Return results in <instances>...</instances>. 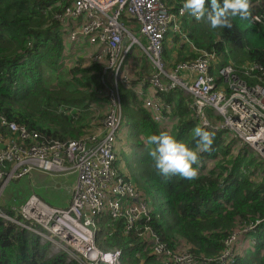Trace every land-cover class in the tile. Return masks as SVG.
<instances>
[{
	"label": "built area",
	"instance_id": "obj_1",
	"mask_svg": "<svg viewBox=\"0 0 264 264\" xmlns=\"http://www.w3.org/2000/svg\"><path fill=\"white\" fill-rule=\"evenodd\" d=\"M60 6L63 10L54 18L68 44L90 48V62L99 64L98 96L107 100L109 108L99 131L68 141L48 139L25 125L0 118V125L10 132L0 133V218L40 234L44 241H51L54 251L67 252L69 260L78 264H125L121 248L104 250L97 244L103 215L125 218L124 233L136 231L160 264H236L242 254L238 244L243 239L256 251L257 232L264 218L240 220L216 256H195L187 247L171 249L150 224L153 216L160 218L161 213L149 198H141L115 165L123 122L120 88L131 86L126 62L138 47L151 61L147 82L155 93L145 89L146 82L131 90L153 119L166 125L172 105L161 100L160 93L180 88L190 99L188 107L197 124L206 125L214 139L222 133V149L217 155H201L199 176L218 175L222 171L218 163L227 162L231 167L228 160L233 156L241 159L238 156L253 155L254 175L248 177L264 186L263 66L247 63L236 69L233 63L226 65L217 52L198 48L191 50L193 58L170 65L165 52L171 43L179 36L192 42L182 29L188 13L182 8L174 12L167 0H57L55 7ZM129 19L136 22L137 31L128 26ZM262 19L261 15L252 17L256 22ZM36 170L51 177L76 175L70 204L54 207L33 194L13 207L15 216L10 215L1 204L5 187Z\"/></svg>",
	"mask_w": 264,
	"mask_h": 264
},
{
	"label": "trees",
	"instance_id": "obj_2",
	"mask_svg": "<svg viewBox=\"0 0 264 264\" xmlns=\"http://www.w3.org/2000/svg\"><path fill=\"white\" fill-rule=\"evenodd\" d=\"M56 1L0 0V118L25 125L30 131L48 139L77 140L91 132L95 116H99L87 111L94 96L100 97L98 90H94L89 104L85 91L84 97L75 99L71 95L55 107L42 101L43 93L38 89L48 93L51 88H47V84L57 77H65L71 90L94 89V86H99V64L90 62L84 65L78 60L73 66H65L66 37L61 32V24L52 19L53 13L63 10L61 6L55 7ZM167 1L174 12L182 8L183 0ZM254 15H261L262 21H253ZM182 29L192 43L198 42V49L223 53L226 65L233 63L239 69L247 63L261 64L264 73V0H249L247 14L234 17L231 28L211 29L206 19L196 20L188 14L183 18ZM214 33H219L220 37H214ZM175 43L190 49V44L180 36L171 45ZM172 46L166 49L165 57ZM189 58L193 55L183 60ZM244 79L250 82L249 78ZM121 92L125 101L133 102L129 131L137 140L136 150L141 149V162L147 168V180L167 200V207L160 218L154 215L150 224L171 249L187 245L195 256H216L224 248L225 238L240 220L264 218V186L246 175L241 169L240 158L231 167H227V162H219L222 171L216 176L202 174L193 180H186L178 176L165 178L159 175L148 155L149 146L144 144L145 136L161 132L159 126L142 108L133 91L122 88ZM171 92L166 99L174 102L178 115V124L172 135L194 145L191 132L198 124L190 114L189 100L180 88ZM75 106L80 109L75 110ZM0 133L10 134L1 125ZM221 149L222 133H219L213 140L211 151L203 158L215 156ZM119 173L134 184L141 198L147 200L148 195L139 188L134 173H123L121 170ZM4 210L14 215L8 207ZM124 226L125 218L101 216L98 246L104 250L121 248L125 264H160L159 257L153 254L143 238L136 231L125 234ZM38 228L44 231L42 227ZM41 240L40 234L0 218V264H78L74 260L69 261L65 251L49 255L51 242L42 244ZM257 240V250L250 255L239 256L236 264H264V252L259 251L264 248V221L259 226Z\"/></svg>",
	"mask_w": 264,
	"mask_h": 264
},
{
	"label": "rangeland",
	"instance_id": "obj_3",
	"mask_svg": "<svg viewBox=\"0 0 264 264\" xmlns=\"http://www.w3.org/2000/svg\"><path fill=\"white\" fill-rule=\"evenodd\" d=\"M55 13L52 14V19L55 20L54 18ZM51 19V20H52ZM51 21L45 23V27L50 23ZM127 24L130 28H132L134 31H137L138 26L136 24L135 21H129L127 20ZM202 29V27L200 28ZM203 30V29H202ZM136 36L139 37V34L137 32ZM214 37H220L219 33H214ZM198 43V42H197ZM197 43H192L190 44V50L186 51V47H179L178 43H175L172 48L170 49L171 54L173 55V60L177 59V61H180L184 58V53L185 56L190 55L191 50L197 48ZM221 56L223 57V59L225 58V55L223 53H221ZM239 55L241 54V52L238 53ZM129 62L133 61L136 68H140L141 71H144L151 63L150 59L146 56V54L144 53V51L138 47H135L134 52L132 55H130L129 57ZM94 62V61H93ZM97 63V62H96ZM225 63V62H224ZM85 65H87L86 63H83ZM133 64V65H134ZM231 68V67H230ZM148 69V68H147ZM140 71V72H141ZM233 72V71H232ZM48 87L47 88H51L48 89L49 92L46 93L44 92V89H38L39 91H41L42 96V101L44 103H50L52 106H59L63 100L67 99L69 96L72 95V97H74L75 99H79V97H84V93L85 95L88 96V103L93 99V94H95L94 90L95 89H73L76 90L75 92L73 90H71L72 88H70V86H68V83L66 82V78L65 77H57L56 79H54L52 82L47 84ZM53 88V89H52ZM84 90V91H82ZM97 92V89H96ZM89 94V95H88ZM90 96V97H89ZM94 97H97L96 95ZM123 123L120 129V139H119V150H118V160L116 162V168L118 169V171H122L123 173H125V169H127L129 172L134 173L136 175L137 180L136 183L139 185V188L145 190V193L148 195V198L150 199V201L152 202V204L154 205V207L156 208L157 211L162 212L164 210V208L167 207V200L165 199V197L158 193L155 188L153 186H151L150 182L147 180V168L145 165L142 164L141 162V154H140V150L141 149H137V140L134 136V134L130 133L129 135V130L131 128L130 123H131V119H130V115H131V109H132V102L131 101H125V99H123ZM86 104V105H87ZM74 108V107H73ZM75 109V108H74ZM97 114V113H96ZM102 116H95V125H100V120H101ZM50 124V123H48ZM50 126V125H48ZM57 129H59L58 127H56ZM169 133H171L170 131H167ZM126 136V137H125ZM128 136V137H127ZM247 155L245 156H238L241 157V161H242V165H243V169L246 173L247 176L251 177L254 175V172L251 170L255 168L256 166V162H255V157L253 155ZM236 156L232 157L230 160H228V165L232 166L234 161H236ZM210 162V161H209ZM241 165V167H242ZM38 171V170H36ZM40 171V170H39ZM35 172V171H33ZM33 172L31 173V175L33 174ZM45 174L49 175V173L44 172ZM71 175V174H70ZM50 176V175H49ZM143 176V177H142ZM28 177V176H26ZM25 178V177H23ZM17 179V180H13L9 183V185L7 187H5L6 189L2 198H1V204L2 206L5 205L7 200L6 194L9 196V202L10 204H20V200L21 196L24 192L23 189V183H25V179ZM69 183L67 184L68 187L72 186V184H75V180H74V176L71 175L69 177ZM63 185L65 186V191L68 190V187L66 185V182L64 181ZM73 188V187H70ZM246 239H243V242H245ZM41 243H46L44 241L41 240ZM246 243H244L245 245ZM186 247H188L187 245H182V248H177L179 250L185 249ZM261 253H263L261 250H259ZM53 250H52V245H51V249L49 250V255H52ZM251 254V253H250ZM249 254V255H250ZM70 261V260H69Z\"/></svg>",
	"mask_w": 264,
	"mask_h": 264
},
{
	"label": "clouds",
	"instance_id": "obj_4",
	"mask_svg": "<svg viewBox=\"0 0 264 264\" xmlns=\"http://www.w3.org/2000/svg\"><path fill=\"white\" fill-rule=\"evenodd\" d=\"M248 9L249 0H183L182 2V11H186L196 20L206 19L211 29L231 28L232 19L245 16ZM191 135L195 139L194 145L166 131L144 137V144L149 146L148 155L154 161V167L159 175L165 178L178 176L186 180H193L199 175L201 155L211 151L214 133L207 130L206 125H197L192 129ZM58 252L53 250V253Z\"/></svg>",
	"mask_w": 264,
	"mask_h": 264
},
{
	"label": "crops",
	"instance_id": "obj_5",
	"mask_svg": "<svg viewBox=\"0 0 264 264\" xmlns=\"http://www.w3.org/2000/svg\"><path fill=\"white\" fill-rule=\"evenodd\" d=\"M66 46H67L66 47V54H65L66 56H65V59H64L65 66H73L78 60H81L83 63H86V64L90 63V60H89V56L91 54V53H89L90 48H87V50H84L79 45L70 44V43L68 44L67 41H66ZM187 50L189 51L188 47H186V51ZM186 51H185V53H186ZM185 53H184L183 56L187 57V58L190 55H192V53H190V55H188V56L186 55L185 56ZM166 57L168 58L167 60L169 61L170 65H172L174 63V61L176 60V59L173 60V55L171 54L170 51H168V54L166 55ZM133 64H134V62L133 61L129 62V58H128L127 62H126V67H127L128 71H129L128 73H129V77L131 79V86L130 87L122 86L120 89L122 90V88H125V89H128V90L132 91L131 90L132 86L136 87L140 83L146 82L147 85H146L145 89H150L152 94H154L155 93V89L153 87H151L148 84V82H147V78L151 74V73H149L150 69H151V65H149L147 67L148 69L146 68L144 71H141L140 68H136L135 64L134 65ZM93 88L97 89V90L101 89L100 80H99V86L96 85ZM170 93H172V92H170ZM170 93H165V94L164 93H160L161 100H163L166 103H170L172 105V109H171V112L169 114V120H168V122L166 123L165 126L164 125H160L159 123H157L153 119L151 113L144 106L141 105V103L139 102L138 98H137V100L140 103V105L142 106V108H144L150 114V116L153 119V121L158 124L159 129H160L161 132L170 131L171 134H172L174 128L178 124V115L176 114V109H175L174 102L171 103V102H169L166 99V97ZM183 94L186 97V99L190 100L187 97L186 93H184V91H183ZM121 95H123L122 92H121ZM123 99L124 98L122 96V108H123V104H124L123 103ZM132 107H133V102H132ZM74 108H75V110H79L80 109V107H78V106H75ZM108 108H109L108 102H107V100L104 97H94V99L91 102V106L87 109V111L90 112V113H94V114L97 113L100 116L104 117L106 115L107 111H108ZM190 114L194 118L191 110H190ZM102 120L99 121L100 125L94 126L91 129L90 133L99 131L101 129ZM128 136H130V131H129V135ZM119 139H120V133H119ZM118 145H117V155H118V150H119V146ZM125 173H129V171L127 169H125ZM71 175L74 176V180L76 182V175H74V174H71ZM71 175H68L67 177H62L61 175H57L56 177H51V176L45 174L43 171H39L38 170V171L33 172L32 175H29L28 177L23 178L26 181H25V183H23L24 192H23L22 195H20L22 200H20V204L19 205L23 204L31 195L35 194V195L39 196L40 198H42L43 200H45L47 203H49L50 205H52L54 207H65V206H68L70 204L71 198H72V193H71L72 188H70V187H74V185H75V184H72V183H71L72 186H70V187H68V185H67L70 182L69 181V177ZM64 181L66 182V185L68 187L67 191H65L66 189H65V186L63 185ZM6 197H7L8 201H6L5 205L3 206V209L5 207H8L10 210H12L14 215L11 214V213H9V214L12 215V216H15V212L13 211V207H16V206H19V205L10 204L9 199H8L9 196L7 194H6ZM244 243H246V242H243V240H242L238 244L239 253H242L243 255L250 254L252 252V250L249 249L246 244L244 245ZM259 250H263V248H260Z\"/></svg>",
	"mask_w": 264,
	"mask_h": 264
}]
</instances>
